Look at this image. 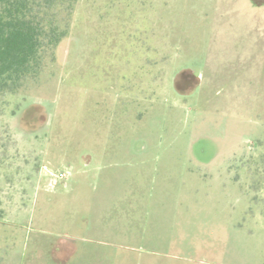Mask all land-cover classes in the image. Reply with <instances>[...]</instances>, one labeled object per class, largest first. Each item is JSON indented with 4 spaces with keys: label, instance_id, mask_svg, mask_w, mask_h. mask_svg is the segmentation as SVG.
<instances>
[{
    "label": "rangeland",
    "instance_id": "1",
    "mask_svg": "<svg viewBox=\"0 0 264 264\" xmlns=\"http://www.w3.org/2000/svg\"><path fill=\"white\" fill-rule=\"evenodd\" d=\"M0 264H264V0H78L0 97Z\"/></svg>",
    "mask_w": 264,
    "mask_h": 264
},
{
    "label": "trees",
    "instance_id": "2",
    "mask_svg": "<svg viewBox=\"0 0 264 264\" xmlns=\"http://www.w3.org/2000/svg\"><path fill=\"white\" fill-rule=\"evenodd\" d=\"M77 1L0 0V97L17 94L26 79L38 78L46 60L54 59L60 43L69 36ZM182 75L175 82H181ZM69 242L68 250L55 245V261L62 263L66 255L76 253L74 241Z\"/></svg>",
    "mask_w": 264,
    "mask_h": 264
},
{
    "label": "built area",
    "instance_id": "3",
    "mask_svg": "<svg viewBox=\"0 0 264 264\" xmlns=\"http://www.w3.org/2000/svg\"><path fill=\"white\" fill-rule=\"evenodd\" d=\"M68 172H52V171H47L45 175L48 178L49 185L51 187L56 186L58 183L63 182L67 179L68 177Z\"/></svg>",
    "mask_w": 264,
    "mask_h": 264
},
{
    "label": "flooded vegetation",
    "instance_id": "4",
    "mask_svg": "<svg viewBox=\"0 0 264 264\" xmlns=\"http://www.w3.org/2000/svg\"><path fill=\"white\" fill-rule=\"evenodd\" d=\"M68 173H69V174H68V177H67V179H66L65 181H63V182H66V181L68 180V178L70 177V175H71V172H68ZM43 177H44V179H48V178H47V176H46L45 174L43 175ZM60 183H61V182H60Z\"/></svg>",
    "mask_w": 264,
    "mask_h": 264
}]
</instances>
